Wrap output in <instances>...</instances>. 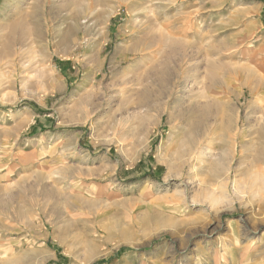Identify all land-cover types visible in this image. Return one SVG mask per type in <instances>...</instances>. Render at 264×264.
<instances>
[{
    "label": "rangeland",
    "instance_id": "obj_1",
    "mask_svg": "<svg viewBox=\"0 0 264 264\" xmlns=\"http://www.w3.org/2000/svg\"><path fill=\"white\" fill-rule=\"evenodd\" d=\"M261 127L264 0H0V264H264Z\"/></svg>",
    "mask_w": 264,
    "mask_h": 264
},
{
    "label": "bare ground",
    "instance_id": "obj_2",
    "mask_svg": "<svg viewBox=\"0 0 264 264\" xmlns=\"http://www.w3.org/2000/svg\"><path fill=\"white\" fill-rule=\"evenodd\" d=\"M8 24V23H7ZM21 30V28H20ZM171 37V36H168ZM166 36H161L159 37L158 43H156V45H161V46H165L167 42H169V38ZM172 38V37H171ZM173 42V41H170ZM155 42H152L151 45H155ZM213 44V42H212ZM167 46V45H166ZM214 49V48H213ZM212 57V56H211ZM215 58V57H214ZM212 60V59H210ZM216 60V59H215ZM217 61V60H216ZM219 61V60H218ZM147 63V62H146ZM217 64V63H216ZM167 70V69H166ZM221 71V70H220ZM184 72V71H183ZM185 73V72H184ZM203 73V72H202ZM172 72L168 71L164 72L160 78L161 82H169L171 84V86L173 87V91H175V89H180L181 87H183V83H181L179 80H173L171 76ZM218 74V73H217ZM208 75V74H207ZM192 76V75H191ZM184 77V76H183ZM209 77L214 79L215 78V73L213 71L210 72ZM201 85V84H200ZM171 87V89H172ZM200 86H198L199 88ZM119 89V88H118ZM193 90V89H191ZM172 91V93H174ZM176 92V91H175ZM194 92V91H192ZM196 92V91H195ZM190 93V92H189ZM200 93V91H199ZM200 98H204L207 101L199 107V111L197 113H193V118L194 120L192 121V123H190V127L187 131H183L181 132V139H182V148L178 151H176L174 153V157H173V162H171L169 164V167L172 169H179V171L183 168L186 167H190L194 168L195 165H197L198 163L202 162L201 156L204 155V149L205 146H203L205 143L202 142V139L205 138L208 129L207 126L205 124V121L209 118V114L210 111L212 110V108H214V102L211 103V99H209V97L211 96H206V94L202 91L201 94H199ZM112 100V99H111ZM191 100V99H190ZM210 100V101H209ZM202 103V102H201ZM197 108V107H196ZM218 108V107H217ZM219 109V108H218ZM222 110V109H221ZM262 110V109H261ZM148 111V110H147ZM263 111V110H262ZM167 110H163L162 114H166ZM173 115V113H172ZM187 118V117H186ZM208 123V122H207ZM182 124V123H181ZM184 124V123H183ZM182 124V125H183ZM182 128V126H181ZM262 128V127H261ZM187 129V128H186ZM182 130V129H181ZM185 130V129H184ZM209 137V136H208ZM259 137L264 139V127L259 131ZM215 139V138H214ZM207 145V144H206ZM260 145V144H259ZM264 146V144H263ZM206 151V150H205ZM211 152V151H210ZM209 152V154H210ZM220 156V155H219ZM253 157H256L254 160L257 159V161H261L259 163H252L253 165H256V167H258L259 169H262V167H264V149L258 153V155H253ZM175 160V161H174ZM229 159L227 158H222L217 162H213L211 163V170H213V172L218 176H223L224 179H226L227 181L230 180L229 179V173H227V170L229 171V169H226V167H228L227 165H229ZM231 162V161H230ZM197 168V167H196ZM195 168V169H196ZM231 171V170H230ZM178 172V171H177ZM219 180V179H218ZM221 180V179H220ZM222 181V180H221ZM226 181V182H227ZM259 183L261 188L264 189V176H261V178H259ZM225 182V185H226ZM229 183V182H228ZM202 184V183H201ZM206 185V184H205ZM240 185V184H239ZM215 189V188H214ZM218 190V188H216ZM227 190V189H226ZM225 190V191H226ZM206 191V190H205ZM211 191V190H210ZM216 191V190H215ZM214 191V192H215ZM212 197V196H211ZM214 198V197H213ZM220 198V197H219ZM264 248V247H263ZM258 256V255H257Z\"/></svg>",
    "mask_w": 264,
    "mask_h": 264
}]
</instances>
